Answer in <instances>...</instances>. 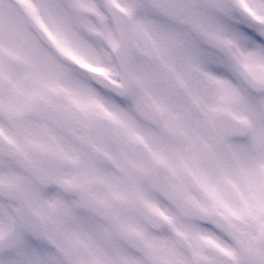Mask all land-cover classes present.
<instances>
[{
	"label": "snow or ice",
	"instance_id": "snow-or-ice-1",
	"mask_svg": "<svg viewBox=\"0 0 264 264\" xmlns=\"http://www.w3.org/2000/svg\"><path fill=\"white\" fill-rule=\"evenodd\" d=\"M0 264H264V0H0Z\"/></svg>",
	"mask_w": 264,
	"mask_h": 264
},
{
	"label": "flooded vegetation",
	"instance_id": "flooded-vegetation-1",
	"mask_svg": "<svg viewBox=\"0 0 264 264\" xmlns=\"http://www.w3.org/2000/svg\"><path fill=\"white\" fill-rule=\"evenodd\" d=\"M42 220H43L44 226H45V228L47 230L48 236H50V235H52V234L57 232L56 225L59 228L65 222V220L58 222L59 220H57V219H56V221H53V220L51 221L50 219H46L45 218V214H43V219Z\"/></svg>",
	"mask_w": 264,
	"mask_h": 264
}]
</instances>
